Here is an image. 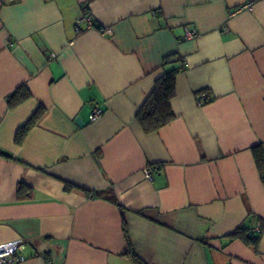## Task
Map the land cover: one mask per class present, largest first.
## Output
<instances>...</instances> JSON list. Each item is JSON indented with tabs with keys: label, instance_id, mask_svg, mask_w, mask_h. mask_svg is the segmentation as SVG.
Wrapping results in <instances>:
<instances>
[{
	"label": "crops",
	"instance_id": "0c3cea01",
	"mask_svg": "<svg viewBox=\"0 0 264 264\" xmlns=\"http://www.w3.org/2000/svg\"><path fill=\"white\" fill-rule=\"evenodd\" d=\"M167 56L185 62L175 117L145 132L136 114L178 64ZM19 86L30 97L10 108ZM258 144L264 0H0V244L24 243L18 264H134L128 247L146 264H264ZM85 190H111L124 212ZM239 226L255 246L229 237Z\"/></svg>",
	"mask_w": 264,
	"mask_h": 264
},
{
	"label": "trees",
	"instance_id": "16d2710c",
	"mask_svg": "<svg viewBox=\"0 0 264 264\" xmlns=\"http://www.w3.org/2000/svg\"><path fill=\"white\" fill-rule=\"evenodd\" d=\"M173 56H167L164 58L165 64H173L178 63L171 69L165 71L162 76H160L151 91V93L147 96L141 108L138 110L136 114V120L141 126V128L145 132H153L157 131L159 128L168 124L171 120L174 119V113L171 109V99L175 95V82L176 77L179 72L180 66L182 62L181 58H172ZM198 95H202V102L207 103L211 100V97L206 89H203L198 92ZM30 97L29 91L24 86L17 87L8 97L7 104L10 108H13L20 103L24 102ZM43 110L38 108L30 118L20 126L14 136V143L21 144L24 140L29 129L37 123L39 118L41 117ZM253 156L256 162V165L261 173V177L264 178V152H262L261 146L255 145L252 147ZM0 155H3L7 158H11L8 154L1 152ZM23 184L19 183L17 186V195L19 199H22L25 196V190H23ZM73 187L70 183L64 184L65 190H70ZM87 196L95 197V198H103L106 199L113 204L117 205L120 212H124V208L117 202L113 192L111 190L108 191H86ZM123 235L127 244L128 235L127 229L123 222L122 226ZM258 234H254L249 227L239 226L236 228L231 234H229L230 238H240L248 245L255 246L258 242ZM134 264H146L143 262L131 249L128 247L126 254Z\"/></svg>",
	"mask_w": 264,
	"mask_h": 264
},
{
	"label": "built area",
	"instance_id": "2783aa9c",
	"mask_svg": "<svg viewBox=\"0 0 264 264\" xmlns=\"http://www.w3.org/2000/svg\"><path fill=\"white\" fill-rule=\"evenodd\" d=\"M93 21L90 15L84 13L83 16L77 18L75 20V29L77 31L81 30V26L84 24L86 26L92 25ZM198 36V31L189 27L186 28L183 34V39L189 40ZM180 69L185 67V62L182 61ZM202 95L199 96L198 102H201ZM103 113V109L98 105L94 104L92 113L89 116L91 121L100 117ZM158 171V166L156 165H148L143 169V174L148 180H152V173ZM255 231H259L258 228H255ZM25 247L24 243L21 240L12 241L0 244V264H18L20 261L24 259L21 255V251Z\"/></svg>",
	"mask_w": 264,
	"mask_h": 264
},
{
	"label": "water",
	"instance_id": "95a60500",
	"mask_svg": "<svg viewBox=\"0 0 264 264\" xmlns=\"http://www.w3.org/2000/svg\"><path fill=\"white\" fill-rule=\"evenodd\" d=\"M76 123H77L78 125H81V120H80V118H77Z\"/></svg>",
	"mask_w": 264,
	"mask_h": 264
}]
</instances>
